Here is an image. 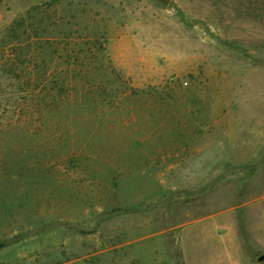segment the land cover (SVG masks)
Here are the masks:
<instances>
[{
    "label": "rangeland",
    "instance_id": "1",
    "mask_svg": "<svg viewBox=\"0 0 264 264\" xmlns=\"http://www.w3.org/2000/svg\"><path fill=\"white\" fill-rule=\"evenodd\" d=\"M0 264H264V0H0Z\"/></svg>",
    "mask_w": 264,
    "mask_h": 264
},
{
    "label": "trees",
    "instance_id": "2",
    "mask_svg": "<svg viewBox=\"0 0 264 264\" xmlns=\"http://www.w3.org/2000/svg\"><path fill=\"white\" fill-rule=\"evenodd\" d=\"M5 246L4 243H0V249L3 248Z\"/></svg>",
    "mask_w": 264,
    "mask_h": 264
}]
</instances>
